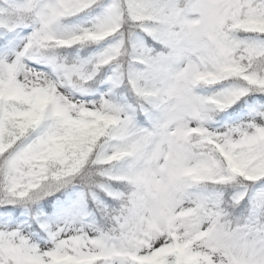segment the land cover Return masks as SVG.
I'll return each instance as SVG.
<instances>
[{
    "label": "snow or ice",
    "instance_id": "snow-or-ice-1",
    "mask_svg": "<svg viewBox=\"0 0 264 264\" xmlns=\"http://www.w3.org/2000/svg\"><path fill=\"white\" fill-rule=\"evenodd\" d=\"M0 264H264V0H0Z\"/></svg>",
    "mask_w": 264,
    "mask_h": 264
}]
</instances>
